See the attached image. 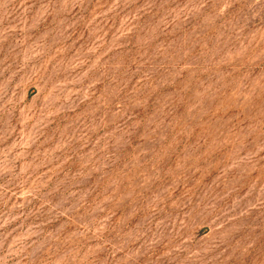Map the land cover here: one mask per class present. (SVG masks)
Returning <instances> with one entry per match:
<instances>
[{
	"label": "rangeland",
	"instance_id": "rangeland-1",
	"mask_svg": "<svg viewBox=\"0 0 264 264\" xmlns=\"http://www.w3.org/2000/svg\"><path fill=\"white\" fill-rule=\"evenodd\" d=\"M0 264H264V0H0Z\"/></svg>",
	"mask_w": 264,
	"mask_h": 264
}]
</instances>
